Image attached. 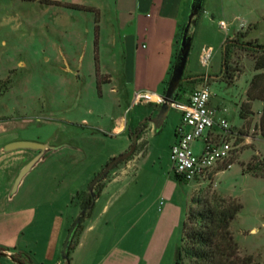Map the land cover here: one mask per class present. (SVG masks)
<instances>
[{
  "label": "rangeland",
  "instance_id": "obj_1",
  "mask_svg": "<svg viewBox=\"0 0 264 264\" xmlns=\"http://www.w3.org/2000/svg\"><path fill=\"white\" fill-rule=\"evenodd\" d=\"M26 1L0 0V131L6 125V130L14 136L45 143L47 152L43 161L32 160L17 174V180L26 177L20 192L25 188L33 195L34 200L29 201L37 209V224L29 232L17 235L14 241H8L9 246L0 244V247L13 248L14 242L28 241L33 246L44 247L58 231L62 262L70 229L81 216V201L86 195L99 196L106 180L135 173V161L140 153L148 148V156L140 158L137 166V177L143 182L151 176L174 175L169 153L180 113L171 109L156 135L146 131L149 119L156 117L158 109L153 110L149 103H135L134 95L105 84L109 76L98 70L94 61L91 26L94 16L74 13L79 17L73 23L77 34L69 40L68 34L48 32L42 27L40 6ZM191 3L192 0L187 6L185 25L189 23ZM221 21L227 28L220 27ZM190 25L192 44L185 76L218 74L226 39L245 34L242 41L264 45V0H204L202 11L191 18ZM86 28H90L89 33ZM204 48L213 51L207 67L201 63ZM111 51L103 48V66L110 67ZM254 64V56L233 48L229 60L232 80L228 83L208 80L183 86L185 95L209 88L212 105L234 134L235 150L228 160L233 163L228 169H225L227 161L208 179L184 183L182 189L192 191V198L210 199L216 195L240 202L243 209L232 223L231 231L241 255H252L254 264H264V178L245 172L249 163H261L262 170L258 172L264 175V138L260 135L257 115L262 104L254 103V116L246 121L240 119L238 112V106L246 102L247 86L257 73ZM114 76L116 79L117 75ZM117 118H122L130 130L138 129L136 151L89 190L107 164L132 146L133 131H129V140L128 132L109 135ZM142 124L144 128L140 127ZM201 147V141L194 144L195 153ZM73 193L76 194L72 198ZM30 234L34 241L29 239ZM182 239L179 247L187 245ZM193 262L183 257L182 264ZM0 264L33 263L29 253L0 251Z\"/></svg>",
  "mask_w": 264,
  "mask_h": 264
},
{
  "label": "crops",
  "instance_id": "obj_2",
  "mask_svg": "<svg viewBox=\"0 0 264 264\" xmlns=\"http://www.w3.org/2000/svg\"><path fill=\"white\" fill-rule=\"evenodd\" d=\"M44 1L60 3V5L48 4ZM190 1L30 0L26 2L40 6L39 21L42 27L48 32L51 30L57 34H68L69 40L77 34L73 23L79 20V17H75L74 13L93 15L91 26L94 61L96 68L109 76L105 84L115 85L120 91L134 95V101L138 93H149L156 101L164 95L170 79ZM65 4L91 8L96 11L97 17L95 12L68 9L62 6ZM85 18L89 23L91 22L89 17ZM67 22H70V25ZM85 31L89 33L90 28H86ZM71 44L73 45V43L69 45ZM104 47L112 50L109 53L110 67L102 65ZM62 54L66 55L64 52ZM114 74L117 75V82ZM255 102L252 103V111ZM149 104L152 105L153 110L159 107L157 102ZM238 107L240 112V106ZM261 111L257 112L259 118ZM154 118L149 119L146 131L156 135L158 131ZM5 126L0 131V244L9 246L8 241H14L17 235L29 232L37 224V209L29 201L34 200L31 198L33 195L25 188L20 192L23 190L26 177L17 180V174L32 160L43 161L47 145L14 136V133L8 132ZM177 127L178 125L174 129V142ZM137 130H130L122 118H117L111 125L109 135L128 132L129 140V131L135 133ZM19 142H30L40 147L11 149L13 144ZM37 152H43L44 155ZM148 154V148L140 153V157L135 161V173L122 174L104 182L91 217L83 222L81 231L75 237L73 249L68 258L61 257L62 262L59 260L58 231L54 232L44 247L33 246L34 243L28 241L20 244L14 242L13 248L4 249L9 252L29 253L33 264L176 263L178 247L183 237V222L191 207L192 191H183L184 183L176 181L172 174L147 177L146 182L139 179L137 177L139 159L147 157ZM139 180L143 182L142 186H139L141 184ZM75 194H71V197L73 198ZM29 239L34 241L31 234Z\"/></svg>",
  "mask_w": 264,
  "mask_h": 264
},
{
  "label": "trees",
  "instance_id": "obj_3",
  "mask_svg": "<svg viewBox=\"0 0 264 264\" xmlns=\"http://www.w3.org/2000/svg\"><path fill=\"white\" fill-rule=\"evenodd\" d=\"M44 2L48 4L60 5V3L50 1ZM62 6L76 11L95 12L97 17L96 11L91 8L72 4H65ZM197 20L198 19L194 21V24H196ZM191 25L190 23L186 24L181 29V36L182 38L184 35L186 36L189 40L190 47L192 44V36L189 33ZM97 30L98 29L96 28V33ZM241 38H246V35L238 34L236 38L226 39L222 44L221 68L218 74H202L194 76H185L184 74L183 81L180 85L178 93L176 94L175 101L181 100L184 97L185 91L183 90V86L185 84L192 85L208 80L228 83L234 78V74H232L233 70H231L229 66L232 49L237 48L243 50L254 56V69L257 73L250 80L246 92V102L240 106L239 117L243 120H247L249 116L253 115L252 103L255 101L261 102L263 107L260 114L259 130L261 137L264 138V45L252 41L244 42ZM178 51L179 48L177 50L175 60L178 55ZM160 105L161 103L158 106L160 107ZM140 127L144 128V124ZM157 131H160V129H157ZM135 133L139 134V131L137 130ZM232 164L233 163L231 161H228L225 164V169H228ZM261 166V163H257L255 165L249 163L245 172L256 178H264V175L258 172L262 170L260 168ZM104 171L105 170L99 173L102 178L101 181L107 176V173ZM174 178L178 182L188 183L177 174H174ZM97 197L98 195L90 194L86 195L81 201V216L74 221V224L70 229V231L72 229H74V231L70 240L66 258H68L70 251L73 249V238L81 231L84 219L91 217ZM242 209L243 205L234 199L227 200L216 195H213L210 199L193 197L191 199L189 214L183 222L182 240L186 241L187 245L178 247L175 264H182L183 257L193 260L194 262L192 264H254V257L252 255H241L239 245L231 231V225L236 220ZM0 251L5 252L8 250L0 247Z\"/></svg>",
  "mask_w": 264,
  "mask_h": 264
},
{
  "label": "built area",
  "instance_id": "obj_4",
  "mask_svg": "<svg viewBox=\"0 0 264 264\" xmlns=\"http://www.w3.org/2000/svg\"><path fill=\"white\" fill-rule=\"evenodd\" d=\"M219 25L227 28L224 21ZM212 53L211 48L202 50L203 66H209ZM211 98L209 88L204 87L171 104V109L180 113V123L175 131V142L171 146L169 159L173 173L187 182L208 179L230 159L235 150L232 141L234 134L228 122L218 116L219 110L212 105ZM134 102L160 104L162 98L155 101L149 93H138ZM200 141L202 147L195 153L193 145Z\"/></svg>",
  "mask_w": 264,
  "mask_h": 264
},
{
  "label": "water",
  "instance_id": "obj_5",
  "mask_svg": "<svg viewBox=\"0 0 264 264\" xmlns=\"http://www.w3.org/2000/svg\"><path fill=\"white\" fill-rule=\"evenodd\" d=\"M203 2L204 0H192L191 3V13L189 16V23L191 18L198 12L201 11L202 7H203ZM188 23V24H189ZM189 51H190V43L189 40L186 38V36L184 35L181 41V45L179 47V51H178V55L176 57L175 63L173 65L172 68V74L171 77L169 79V82L166 86L165 89V93L162 96V102L161 105L158 109V114L155 117L154 123H155V127L156 129H160L167 117L168 114L171 110V104L175 101V97L176 94L178 93V90L180 88V85L182 84L183 81V77H184V73H185V69H186V65H187V60H188V55H189ZM138 133H135L133 135L132 138V146L129 148V150L123 154L122 156L115 158L113 161H111L109 163V165H107V167H105V171L106 173H108L109 171H111L116 165H118L119 163L125 161L126 159H128L129 157H131L132 155H134L136 148H137V142H138ZM40 147V145L38 144H34V143H30V142H19V143H15L11 146V149H16V148H38ZM101 176H97L93 182L91 183V185L89 186V190H93L94 186L101 181ZM73 231L74 229H72L69 232V236L67 238V241L65 243L64 246V250L62 253L63 258L67 257V253H68V248H69V244H70V240L71 237L73 235Z\"/></svg>",
  "mask_w": 264,
  "mask_h": 264
}]
</instances>
